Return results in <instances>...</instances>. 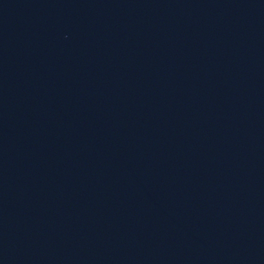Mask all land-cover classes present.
<instances>
[{
    "label": "water",
    "instance_id": "water-1",
    "mask_svg": "<svg viewBox=\"0 0 264 264\" xmlns=\"http://www.w3.org/2000/svg\"><path fill=\"white\" fill-rule=\"evenodd\" d=\"M0 264H264V0H0Z\"/></svg>",
    "mask_w": 264,
    "mask_h": 264
}]
</instances>
